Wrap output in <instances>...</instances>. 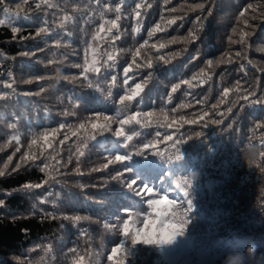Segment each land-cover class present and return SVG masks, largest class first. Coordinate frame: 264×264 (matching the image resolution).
Listing matches in <instances>:
<instances>
[{
  "label": "trees",
  "instance_id": "obj_1",
  "mask_svg": "<svg viewBox=\"0 0 264 264\" xmlns=\"http://www.w3.org/2000/svg\"><path fill=\"white\" fill-rule=\"evenodd\" d=\"M49 2L57 7L49 9L41 4V8L36 9L35 4L41 0H29L28 4L23 0H4L0 5V20L5 21L0 25V93H8L6 99H0V170L12 156L7 169L11 174L0 176V199L5 201L0 206V264H75L81 256L84 257L83 264H115V260L108 257L122 237L115 228L105 227V224L112 226L122 221L125 218L123 209H130L135 215L145 211L146 205H141V198L117 181L113 180L105 187H99V184L103 183L101 177L107 179L132 162L129 165L117 164L91 175H78L73 169L77 165L74 152L79 141L71 133L91 112L115 116L119 106L114 101L123 94V90L115 88L111 98H104L82 79L73 83L62 77L79 75L80 69L72 65L82 64L86 58L91 64L95 57L97 66H100L107 55L112 54L116 57L115 69L105 72L101 67L104 75L97 80L95 74L90 73L89 79L104 87L106 78L110 80L111 75H116L117 84H121L122 69L131 63L133 53L143 40L148 39L147 32L160 22L161 14L165 19L185 16L183 27L173 25L166 33H157L149 40V46L141 49L137 63L151 58L155 65L156 52L150 45L166 43L172 36L186 37L189 31L197 30L196 16H207V10L211 8L212 15L205 21L204 29L197 31L199 40L188 45H170L162 50L161 54H165L187 47V51L171 64L153 73L141 93L143 103L133 101L127 109L128 114L152 111L153 121L160 123L178 120L181 115L193 118L192 114L198 111H208L211 115V106L221 100L223 89H234L236 81L240 82L242 89L255 86L264 92V52L258 51L264 47V0H172L168 5H164L163 0ZM138 3L142 5V22L139 24L135 17ZM201 3L205 5L203 14L199 9L191 10ZM248 3L253 4L255 11L246 13L245 18L255 15L257 19H249V24L256 25V30L245 49L242 45L230 44L228 37L237 39L241 31H251L239 17V12ZM148 4L152 7L148 8ZM117 6L121 9L120 20L117 21L119 27L113 28L112 34H119L120 39L112 41L110 34L106 31L98 33V29L101 23L105 29L111 27L107 21L115 20L117 14L107 9ZM172 8L176 11L166 10ZM64 17L70 19L65 20ZM44 21L52 30L51 34L37 35L38 29L45 26ZM12 27H18L20 31L14 34ZM136 28L140 29L139 32L134 31ZM233 28L237 29L235 34ZM56 43L60 47H56ZM25 52L30 55H22ZM236 52H241L238 60ZM197 54L199 59L193 60ZM230 58L235 62L216 64L218 60ZM208 59L214 61L211 68L206 65ZM48 60L54 63L45 68ZM241 64L244 65L243 71L240 70ZM147 71L141 70V76L130 83L140 82ZM196 74L205 81L202 86L189 89L182 83ZM37 76L52 78L37 82ZM30 79L34 82L25 83ZM9 83L14 92L3 87ZM177 83L181 84L180 89L171 93V87ZM41 87L45 91L35 95ZM69 97L82 100L79 108H72ZM224 99L225 103L218 104L219 112H225L239 97L235 91H230ZM196 100L206 102L196 104ZM180 104H192L193 107L181 109ZM238 107L239 104L233 107L232 113L220 126L210 125L204 129L198 125L191 126L195 131L202 130L204 136L182 146V160L169 164L166 159L154 155L136 158L135 170L129 176L139 175L138 184L148 183L169 194L170 199H177L173 211L178 217L184 215L186 207V203L181 204L183 192L169 190L175 188L176 179L183 176L192 179V187L186 190L189 192L187 199L193 201V209L188 214L192 224L184 239L164 253H139L135 264H220L226 248L231 249L226 264L241 254L243 264H264V171H261L264 157L260 155L264 152V129L254 127L256 123L264 122V105L246 106L237 112ZM173 108L177 109L175 113ZM65 109L75 111L76 115L63 117L61 113ZM139 118L143 119L142 116ZM233 120L236 122L228 128ZM60 123L66 127L53 137L51 130L57 129ZM133 127L145 133L154 134L155 131V123L152 128L143 130L136 125ZM46 130L52 148L45 146L42 134ZM65 134L69 139L59 145L57 141ZM14 137L19 138L18 142ZM34 138L37 144L29 149ZM147 138L152 139L153 135ZM17 147L19 152H16ZM115 147V138L110 135L89 143L79 161L80 171L87 173L90 168L102 165V157L114 151ZM41 151L43 156H40ZM25 152L35 154L40 161L49 164L47 174L31 161L21 163L20 157ZM70 156L72 162L57 171L56 160L64 164ZM249 159H254V163L250 165ZM17 163H21V168L12 172ZM193 172L195 177L191 176ZM45 179H49V183L40 189L22 190L25 184H36ZM81 185L88 187L81 188ZM42 212L46 215L42 216ZM77 215L88 216L89 220L74 222L64 219ZM241 240L244 241L242 248L237 247ZM250 244L256 245L255 252L248 247ZM119 258L118 255L116 259Z\"/></svg>",
  "mask_w": 264,
  "mask_h": 264
},
{
  "label": "snow or ice",
  "instance_id": "obj_2",
  "mask_svg": "<svg viewBox=\"0 0 264 264\" xmlns=\"http://www.w3.org/2000/svg\"><path fill=\"white\" fill-rule=\"evenodd\" d=\"M99 2V0H98ZM122 2V0H121ZM172 2V0H163L164 5H168ZM4 0H0V5H3ZM24 4H28L29 0H23ZM41 4L47 6V8H55L56 5L49 2V0H41V3H36L35 8L40 9ZM141 4H136L135 8V17L137 18V23H141ZM148 8H151L152 5L148 4ZM199 9L203 14L205 10L204 4H196L191 10L195 11ZM108 11H115L116 18L115 20L107 21L111 25V27L105 29L104 24L101 23L98 29L99 32H107L111 35L112 41L120 39L119 34H112L113 28H118L117 21L120 20V7L117 6L114 9H107ZM170 12H175L176 9H166ZM7 12V9H4ZM250 11H255L252 3H248L246 7H244L239 12V17L243 19L244 25L248 26L251 31H241L238 35L237 39H233L232 36L228 37L230 44H239L244 46L246 49L249 46V40L252 36L255 35L256 25L249 24V19L255 21L257 17L255 15L245 18L246 13ZM186 15V14H185ZM212 15V10L209 8L207 10V16L197 15L194 23L197 25V30L189 31L186 37H176L172 36L167 40L166 43H152L150 45L151 49L155 50V65L151 58L142 63H137V58L141 56V49L145 48V46H149V40L157 35V33H166L168 29L172 28L173 25L177 27H183V20L185 16H176L172 19H165L164 15L161 14L160 22L156 23L154 27H152L148 32V39L143 40V43L135 50L132 55L131 63H128L122 69V83L117 84V76L111 75L110 80L106 78V83L104 87H101L99 83H93L91 79H89V74H95V78L98 80L100 76L104 75L101 72V67L104 68L105 72L109 69H115L116 67V57L112 54H108L103 64L97 66L98 61L93 57L92 63L89 64L87 58L82 64H75L72 67L80 69L79 75H65L62 78L65 81L76 82L78 80H83L87 82L88 87L97 91L104 98H111L113 96V89L120 88L123 90V94L119 96L118 100L114 101L119 107L115 116L107 115L104 112H91L85 121L79 123L77 130L72 131L71 135L76 137L77 141H79L74 155L77 161L76 167L73 169V172L78 175H91L92 173L103 172L108 170L110 167L115 166L117 164H125L129 165V162H132L129 166H125L119 171L115 172L114 175H110L107 179L101 177V181L103 183L99 184V187H105L111 181L119 182L126 189L135 192L137 196L144 198V203L146 205L145 211L132 213L130 209H123L122 211L125 213V218L122 221H118L116 225L109 226L105 224V227H113L116 232L122 237L120 243L113 247L111 250V255L108 257L109 260H115V264H135V258L141 252L151 253L153 251H158L159 253H164L169 247L175 246L182 239L186 237L188 233L189 226L192 224L191 218H188V214L193 209V201L191 199H187L189 196V192L186 190L187 188L192 187V179L188 176H183L180 179L175 180V188L170 189L169 191H175L179 189L183 192L184 199L181 200V204L186 203V207H184V215L178 217L177 213L173 211V206L177 205V199H170V195L167 193L160 192L157 188L150 186L148 183L138 184L137 181L140 179L139 175L129 176L130 173H133L135 170V161L136 158L139 157L141 159L147 156H157L162 160H167L169 164L174 161H179L183 159V151L182 146L192 141L194 139H199L204 136V132L195 131L191 126L198 125L201 129L208 128L210 125L220 126L223 124L224 119L227 118V115L231 114L233 111V107L236 104H239L237 108V112L242 111L244 107L256 106V105H264V92H261L255 86H251L249 88H243L240 85L239 81H236L234 89H223L221 100L219 103H225V99L230 91H235L238 100L233 102V106L227 107L225 112H219L218 104H214L211 106L212 114L208 111H198L192 114L193 118H187L184 115H181L178 120H172L171 122L160 123L158 120L153 121V112H141L135 111L131 114H128L127 109L128 105L137 101L138 104L143 103V97L141 93L144 92L145 87L148 85L150 80L153 77L154 72L160 71V69L166 67L171 64L173 60L180 57L182 52L187 51V47H184L180 51L175 52H166L165 54H161V51L168 48L170 45L183 44L188 45L191 43H195L199 40V36L197 35V31H202L205 27V21ZM63 19H70L68 17H64ZM180 21L178 24L177 22ZM4 20H0V25L4 24ZM43 27H40L37 31V35L45 34L50 35L51 29L47 26V21H44ZM139 28L134 29V31L139 32ZM11 31L15 34L20 31L18 27H12ZM232 32L235 34L237 32L236 28L232 29ZM26 39V38H22ZM96 39V37H93ZM56 47H60L58 43L55 44ZM43 51V49H40ZM258 51L264 52V47L259 48ZM24 56L30 55V53H22ZM31 55H35V53H31ZM236 59L241 58V52L235 53ZM193 60L199 59V55H194ZM233 59H221L216 61V64L220 63H234ZM54 63L53 60H48L47 64L44 65L45 68L52 65ZM214 61L212 59H208L206 61V65L211 68L213 66ZM251 64V61H248ZM135 69V71H133ZM148 70L147 74L140 79V82H135L134 84L130 83L135 81L137 77L141 76V70ZM240 70H244V65L241 64ZM132 73L131 75L129 73ZM203 72V69H201ZM52 77L46 76H37L35 77V81H41L45 79H50ZM211 79V77H208ZM32 79L25 81V83H33ZM195 82V83H194ZM183 84L187 85L189 89H193L197 86H202L205 81L200 78L199 74L193 75L191 80L182 81ZM3 87L12 89L14 92L12 84H4ZM181 84L177 83L171 87V93H176L178 89H180ZM45 89L43 87L40 88V91L35 93V95H40L43 93ZM259 93V94H258ZM191 93L189 92V95ZM8 97V93H0V99H6ZM139 98V99H138ZM82 100L79 98L73 99L72 97L68 98V102L71 104L73 109L79 108L80 102ZM169 103L171 102V95L168 97ZM206 101L196 100V104H203ZM193 107L192 104H180L179 108L185 109ZM163 112L164 110L161 109ZM177 111L176 108L172 109V112L175 113ZM61 115L63 117L75 116L76 112H69L65 109ZM143 117L140 119L139 117ZM219 117V118H213ZM205 117H208L206 120ZM103 121V122H101ZM236 121L233 120L228 128L232 127ZM155 123V131L153 133H145L143 131H138L136 127L133 125L139 126L141 130L152 128ZM185 126H188L185 129ZM14 127V126H13ZM66 125L64 123H60L57 129H52L51 134L53 137L59 132L60 129H65ZM71 128V125H68ZM255 129H264V122H258L255 124ZM127 129V130H126ZM163 129V133L161 132ZM172 130L169 132V130ZM181 129H185L181 131ZM44 140L46 142V148H52L53 145L51 142H48L49 133L46 130L43 134ZM106 135H110L115 138L116 147L114 151L107 152L106 155L102 157L104 163L100 166L92 167L89 169L87 173L81 172L79 168L80 158L85 155L84 149H87L89 143L98 142V138L104 137ZM148 135H153L152 139H148ZM135 138V142H134ZM13 139L19 140L18 137H14ZM69 139V136L65 134L62 139H59L57 143L59 145H63L65 141ZM134 142V143H133ZM37 144V140L34 138L29 144V149L32 148V145ZM160 145H163L161 148ZM2 150V149H0ZM20 148H16V152H19ZM211 151V149H210ZM15 153H13L14 155ZM44 153L41 151L40 156H43ZM261 157H264V152L260 153ZM45 160L48 157H44ZM55 159V157H53ZM12 156L8 157V162L4 164V169L0 170V176H4L6 174H11L7 172L8 164L11 162ZM20 161L23 164H28L31 161V164L39 167L42 173L47 174L49 164L40 161V157L35 154H29V152H25L21 157ZM39 161V163H38ZM72 162V157L70 156L67 162L61 164L60 160H56L57 171L59 168H66L67 164ZM21 163H17L12 169V172H16L21 168ZM43 164L40 167V164ZM254 159H249V164H253ZM261 171H264V168H261ZM195 173H191L192 177H195ZM49 179H55L54 177H49ZM49 179H45L40 183L36 184H25L22 186V190L24 189H40L49 183ZM92 187H97V185H91ZM81 188L88 187L86 185H81ZM43 203V201H42ZM5 201L0 199V206H3ZM154 214V216H153ZM42 216L46 215L43 212ZM51 219H55V217L49 216ZM64 219H71L74 222H79L81 220L87 221L89 220L88 216H74V217H64ZM244 241L241 240L237 247H243ZM248 247L254 248L256 251V245L250 244ZM247 247V248H248ZM71 251L75 252L76 249H72ZM231 249L226 248V251L222 257V261L220 264H226V260L229 256V252ZM247 251V249H246ZM119 255V259L116 257ZM84 257L81 256L75 262V264H83Z\"/></svg>",
  "mask_w": 264,
  "mask_h": 264
},
{
  "label": "clouds",
  "instance_id": "obj_3",
  "mask_svg": "<svg viewBox=\"0 0 264 264\" xmlns=\"http://www.w3.org/2000/svg\"><path fill=\"white\" fill-rule=\"evenodd\" d=\"M253 251H254V248H253ZM243 260H244V257L243 255L241 254L238 258H234L230 264H243Z\"/></svg>",
  "mask_w": 264,
  "mask_h": 264
},
{
  "label": "rangeland",
  "instance_id": "obj_4",
  "mask_svg": "<svg viewBox=\"0 0 264 264\" xmlns=\"http://www.w3.org/2000/svg\"><path fill=\"white\" fill-rule=\"evenodd\" d=\"M138 197L141 198V205L145 204V203H144V198H142V197H140V196H138Z\"/></svg>",
  "mask_w": 264,
  "mask_h": 264
}]
</instances>
